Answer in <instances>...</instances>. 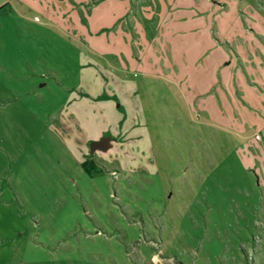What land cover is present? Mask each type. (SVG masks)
Here are the masks:
<instances>
[{"label":"rangeland","instance_id":"1","mask_svg":"<svg viewBox=\"0 0 264 264\" xmlns=\"http://www.w3.org/2000/svg\"><path fill=\"white\" fill-rule=\"evenodd\" d=\"M0 264H264V0H0Z\"/></svg>","mask_w":264,"mask_h":264},{"label":"crops","instance_id":"2","mask_svg":"<svg viewBox=\"0 0 264 264\" xmlns=\"http://www.w3.org/2000/svg\"><path fill=\"white\" fill-rule=\"evenodd\" d=\"M109 105H110V102L108 103ZM104 132L103 131H101V132H97L96 134H88L85 138H84V142H83V145H84V148H80L79 150H73L72 149V151H73V153L76 155V157L78 158V161H79V163H80V166H81V162L84 160V159H89V158H92L93 160H96V159H94L89 153H90V151H89V148H88V145H89V141L90 140H93V139H97V138H99L100 136H102V135H105V134H103ZM110 144H111V146L107 149V150H105V151H102V150H96L95 152H94V155H95V157H97V158H99V159H101V161L103 160V156H104V152H107L111 147H112V140H110ZM97 167V166H96ZM82 168V167H81Z\"/></svg>","mask_w":264,"mask_h":264},{"label":"water","instance_id":"3","mask_svg":"<svg viewBox=\"0 0 264 264\" xmlns=\"http://www.w3.org/2000/svg\"><path fill=\"white\" fill-rule=\"evenodd\" d=\"M111 137L109 135H102L97 139H93L89 141V151L94 152L96 149L105 151L107 150L110 144Z\"/></svg>","mask_w":264,"mask_h":264},{"label":"trees","instance_id":"4","mask_svg":"<svg viewBox=\"0 0 264 264\" xmlns=\"http://www.w3.org/2000/svg\"><path fill=\"white\" fill-rule=\"evenodd\" d=\"M81 166H82L83 170L85 172H87L88 174L91 173V169H94V168L96 169V165L94 164L92 159H84L81 162Z\"/></svg>","mask_w":264,"mask_h":264},{"label":"flooded vegetation","instance_id":"5","mask_svg":"<svg viewBox=\"0 0 264 264\" xmlns=\"http://www.w3.org/2000/svg\"><path fill=\"white\" fill-rule=\"evenodd\" d=\"M88 148H89V145H88ZM96 150H99V149H96ZM96 150H95V151H96ZM95 151H94V152H95ZM94 152H90V153H89L93 158H94V156H95V155H94ZM89 159H92V158H89ZM92 160H93V159H92ZM93 162H94V164L96 165V161L93 160Z\"/></svg>","mask_w":264,"mask_h":264}]
</instances>
